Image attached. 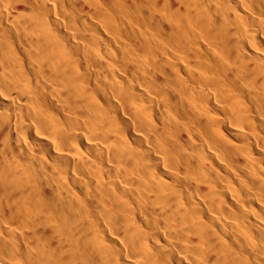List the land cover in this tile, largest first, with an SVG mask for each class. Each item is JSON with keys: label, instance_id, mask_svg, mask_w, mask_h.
Wrapping results in <instances>:
<instances>
[{"label": "bare ground", "instance_id": "6f19581e", "mask_svg": "<svg viewBox=\"0 0 264 264\" xmlns=\"http://www.w3.org/2000/svg\"><path fill=\"white\" fill-rule=\"evenodd\" d=\"M0 264H264V0H0Z\"/></svg>", "mask_w": 264, "mask_h": 264}]
</instances>
